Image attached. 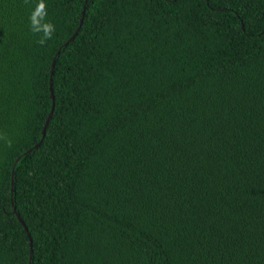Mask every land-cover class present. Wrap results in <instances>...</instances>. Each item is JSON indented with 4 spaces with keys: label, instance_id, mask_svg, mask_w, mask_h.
I'll list each match as a JSON object with an SVG mask.
<instances>
[{
    "label": "trees",
    "instance_id": "trees-1",
    "mask_svg": "<svg viewBox=\"0 0 264 264\" xmlns=\"http://www.w3.org/2000/svg\"><path fill=\"white\" fill-rule=\"evenodd\" d=\"M0 264H264V0H0Z\"/></svg>",
    "mask_w": 264,
    "mask_h": 264
},
{
    "label": "water",
    "instance_id": "water-1",
    "mask_svg": "<svg viewBox=\"0 0 264 264\" xmlns=\"http://www.w3.org/2000/svg\"><path fill=\"white\" fill-rule=\"evenodd\" d=\"M86 1H87V0H85V3H86ZM84 9H85V4H84L83 9H82V14H84ZM81 23H82V17L80 18L79 25H78V27L76 28L75 32L69 37L68 40H71V39L76 35V33H77V31H78V29H79ZM67 42H68V41H67ZM67 42H65L64 44H66ZM53 64H54V60H53ZM53 64H52V66H53ZM50 95H51V98L53 99L52 91H51V94H50ZM51 112H52V110H51ZM51 112L49 113V116L51 115ZM46 123H47V120L45 121L44 126H43V129H42V131H41V132H42V135L45 134V126H46ZM37 145H38V144H35V145L33 146V148L37 147ZM31 150H32V148H29V149H27L24 153H25V154H26V153H29ZM11 190H13V188H12ZM14 211L16 212V208H14ZM16 215H17V218H18L19 222L23 225L24 229L27 231V228H26V226H25L23 220L21 219V217L19 216V214H18L17 212H16ZM27 235H28V238H29V244L31 245V237H30V234H29L28 231H27Z\"/></svg>",
    "mask_w": 264,
    "mask_h": 264
}]
</instances>
